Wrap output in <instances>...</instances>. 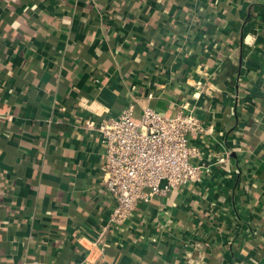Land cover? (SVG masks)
Returning <instances> with one entry per match:
<instances>
[{
  "label": "crops",
  "instance_id": "0c3cea01",
  "mask_svg": "<svg viewBox=\"0 0 264 264\" xmlns=\"http://www.w3.org/2000/svg\"><path fill=\"white\" fill-rule=\"evenodd\" d=\"M0 24V264H264V0H0ZM130 103L197 116L210 171L100 235L93 126Z\"/></svg>",
  "mask_w": 264,
  "mask_h": 264
},
{
  "label": "built area",
  "instance_id": "2783aa9c",
  "mask_svg": "<svg viewBox=\"0 0 264 264\" xmlns=\"http://www.w3.org/2000/svg\"><path fill=\"white\" fill-rule=\"evenodd\" d=\"M5 118L10 120L11 116ZM93 129L103 148L102 185L114 202L100 235L121 231L139 205L149 203L154 196L199 183L210 171L209 166L193 161L199 158L200 150L189 145L188 136L205 129L191 111L180 108L163 115L145 105L136 118L130 103ZM227 161V156L218 158L217 164ZM204 246L207 244L196 243L187 252L190 263L204 261ZM190 254L197 255L196 260Z\"/></svg>",
  "mask_w": 264,
  "mask_h": 264
},
{
  "label": "trees",
  "instance_id": "16d2710c",
  "mask_svg": "<svg viewBox=\"0 0 264 264\" xmlns=\"http://www.w3.org/2000/svg\"><path fill=\"white\" fill-rule=\"evenodd\" d=\"M123 2V1H122ZM116 5H118V4H116ZM31 9L32 8H34L35 7V4H31ZM28 9V8H27ZM118 14H120V15H122V13L119 11H116ZM20 15H21V21L24 23V20H26V22L25 23H27V25H28V19H30L29 17H28V10H26V12H21L20 13ZM0 31H2L3 32V29L1 28V24H0ZM3 33H5V37H9L7 34H6V32H3ZM7 35V36H6ZM20 48V47H19ZM21 50H22V48H21ZM21 50H19L18 49V52L19 53H21L22 51ZM19 53H17V54H19Z\"/></svg>",
  "mask_w": 264,
  "mask_h": 264
}]
</instances>
